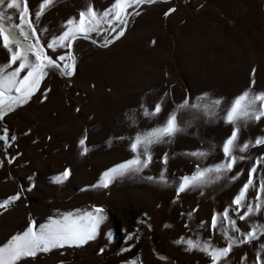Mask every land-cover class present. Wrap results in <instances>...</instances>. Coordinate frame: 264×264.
Listing matches in <instances>:
<instances>
[{"label": "rangeland", "instance_id": "obj_1", "mask_svg": "<svg viewBox=\"0 0 264 264\" xmlns=\"http://www.w3.org/2000/svg\"><path fill=\"white\" fill-rule=\"evenodd\" d=\"M40 2L27 0L37 35L46 45L86 5L102 12L114 0H55L36 18ZM169 8L175 11L165 16ZM128 11L133 14L122 36L112 39L115 33L109 32L112 42L106 47L101 46L103 32L75 40L74 75L49 71L28 103L0 120V130L7 127L9 136L17 137L6 150L0 141V201L31 187L6 210L0 209V244L22 231L30 218L38 225L49 216L76 209L101 207L106 213L96 239L81 247L38 253L21 264H125L137 256L141 264H211L203 252L187 251L186 244L174 241L183 237L225 246L221 226L230 235L239 234L231 232L222 216L217 217L215 230L210 226L212 215L225 208L243 231L250 230L252 223L264 224V214L240 220L236 205L231 204L251 163L264 155V145L237 153L253 160L238 161L227 176L178 198L175 191L180 177L224 159L222 142L233 127L225 116L235 97L252 80L253 91L264 90V0H157L136 9L139 15ZM46 51L57 56L67 50ZM8 59L0 41V65ZM186 99L189 106L178 108ZM156 103L161 111L146 116L144 110L151 112ZM174 111L180 131L168 142L151 146L147 168L116 178L108 188L90 187L104 171L133 157L130 138L161 125ZM240 127L241 143L254 140L264 134V119L247 126L241 122ZM85 134L86 153L79 145ZM197 151L207 155H190ZM165 154L166 165L161 162ZM65 169L70 170L68 179L53 182L51 178ZM238 170L241 174L232 180ZM161 172L167 183L160 180ZM149 176L152 181L146 179ZM262 176L264 163L253 174L257 187ZM256 194L250 188L248 202L254 203ZM261 243L264 236L234 247L227 264H241L245 255L247 264H253Z\"/></svg>", "mask_w": 264, "mask_h": 264}, {"label": "snow or ice", "instance_id": "obj_2", "mask_svg": "<svg viewBox=\"0 0 264 264\" xmlns=\"http://www.w3.org/2000/svg\"><path fill=\"white\" fill-rule=\"evenodd\" d=\"M157 0H114L111 7L98 12L94 6L86 5L84 10L78 14V18H69L63 30L46 45L41 44L37 35V29L31 19V12L27 0H0V41L2 47L9 55L6 63L0 65V120L15 109L28 103L32 95L40 87L41 81L49 74V71L57 72L64 77H72L75 72L77 62L76 56L71 51L73 42L79 38L91 39V34L104 33L103 44L106 47L112 42V39H118L124 34L127 26L129 9H132L135 15H139L138 9L141 5L152 4ZM55 0H41L38 9L35 11V17H41L44 12L53 6ZM175 11L169 8L164 13L165 16ZM11 13V14H10ZM15 18L18 22H15ZM115 33L112 39L108 38V33ZM93 43L96 41L93 39ZM51 49L57 52L58 49H66L62 54L57 56L49 55L46 51ZM12 65H15L13 68ZM11 69V70H9ZM255 70H253L254 74ZM21 73H24L21 75ZM255 81L252 80L249 87L240 95L236 96L227 109L225 121L232 125L231 134L222 142V151L224 159L211 167H196L191 175L179 178L176 187L177 198L179 194L192 188L201 187L213 180H218L222 176H227L233 172L234 166L238 161L248 159L253 160L250 156L238 155L237 153H246L250 147L264 145V134L256 137L254 140L249 139L241 143L239 141V132L241 122L247 126L249 121H261L264 119V90L253 91ZM215 105L220 104V100L214 101ZM186 99L178 108L188 107ZM198 107V105H191ZM161 111V105L156 103L154 109L150 112L144 110L146 116H151ZM180 128L177 124L176 112L169 114L164 123L144 133H137L134 138H130V150L134 154L131 159L107 169L102 173L97 183L91 185V188H108L116 179L122 178L132 173H140L147 168L152 161L151 146L158 143H166L172 138ZM17 137L13 134L9 136L7 127L0 130V141L3 142L5 150L10 146V141L14 142ZM87 135L79 140V145L84 153L88 151L85 144ZM190 155L203 157L207 153L202 151L193 152ZM13 158L7 162L12 163ZM167 164L168 156L164 155L162 161ZM264 163V155L256 157L247 172L246 181L243 182L239 191L231 201L236 205V212L240 220H251L254 215L264 214V176L261 177L259 185L254 183L253 174L257 171V166ZM3 161H0L2 166ZM241 174L238 170L231 176L236 180ZM70 170L65 169L59 175L52 177V181L61 184L68 179ZM31 181L32 177H28ZM146 179L153 180L149 176ZM160 180L167 183L163 172L160 174ZM250 188L256 189L255 202L247 200V193ZM31 191L21 189L16 194L8 196L0 201V209L6 210L8 206L20 199L21 192ZM86 189H81L85 191ZM241 209H243L241 214ZM195 211V210H193ZM189 216L192 212L188 213ZM222 216L223 221L230 226L232 233L239 235H230L229 229L221 226V235L225 240V246L217 247L210 240H193L181 237L174 243L186 244V250L193 249L203 252L210 258L211 264H227L229 253L234 247L244 244L253 243L261 236H264V224L252 223L250 230L243 231L237 226V221L229 215V209L225 208L223 213H214L211 217V229L217 228V217ZM106 219V213L101 207H93L91 210L76 209L57 213L55 216H49L44 223L37 225V222L30 218L26 227L0 244V264H21L27 258H35L38 253H48L54 249H62L65 246L81 247L91 240L96 239L102 223ZM205 222H201L203 225ZM187 227V225H185ZM150 227V226H149ZM169 227V225H165ZM108 239H111L109 233ZM128 239L132 240L133 235L129 234ZM138 239V237H137ZM128 249H124L127 251ZM104 251L103 248L100 249ZM159 259H166L160 256ZM125 264H141L140 257L137 256ZM241 264H247V257H241ZM253 264H264V243H261L255 253Z\"/></svg>", "mask_w": 264, "mask_h": 264}, {"label": "bare ground", "instance_id": "obj_3", "mask_svg": "<svg viewBox=\"0 0 264 264\" xmlns=\"http://www.w3.org/2000/svg\"><path fill=\"white\" fill-rule=\"evenodd\" d=\"M136 134V133H135Z\"/></svg>", "mask_w": 264, "mask_h": 264}]
</instances>
